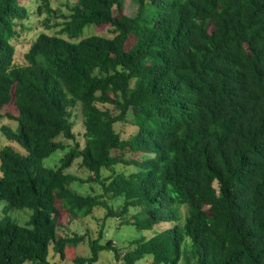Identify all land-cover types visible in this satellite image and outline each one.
<instances>
[{
    "label": "trees",
    "instance_id": "trees-1",
    "mask_svg": "<svg viewBox=\"0 0 264 264\" xmlns=\"http://www.w3.org/2000/svg\"><path fill=\"white\" fill-rule=\"evenodd\" d=\"M135 2V16L124 0H76L66 15L42 0L36 15L60 30L38 34L21 60L15 43L31 9L0 0V131L10 143L0 150V202L33 212L21 226L3 210L0 264H51V249L65 259L87 242L89 257L74 264H98L105 252L115 264H264V0ZM88 26L113 37L82 38ZM119 124L135 133L124 139ZM61 138L75 145L56 168L41 165L65 151ZM77 160L87 179L68 173ZM117 199L115 210L108 200ZM98 208L96 238L59 236ZM109 219L154 234L121 253L105 240Z\"/></svg>",
    "mask_w": 264,
    "mask_h": 264
},
{
    "label": "rangeland",
    "instance_id": "rangeland-1",
    "mask_svg": "<svg viewBox=\"0 0 264 264\" xmlns=\"http://www.w3.org/2000/svg\"><path fill=\"white\" fill-rule=\"evenodd\" d=\"M42 2V0H23V3L26 4L28 8H30V16L29 19L26 20L24 23V30H23V36L22 40L16 42V50H17V58L23 60L24 54L29 50L30 45L34 42L38 34L41 32H47L49 34H58V31L60 30V27H53L52 29H47L45 24L46 14L42 16H38L35 13L36 7ZM76 0H50V4L54 10L58 12V14H69L71 13L69 11V7L72 8L75 4ZM69 6V7H68ZM138 11V5L136 4L135 0H124V13L128 16H135ZM56 23L63 22V19L58 17V19H54L51 22V25ZM102 35L106 37H113V33L110 31L109 27L102 26L100 28H96L95 26H88L84 29L82 38H87L89 36L93 35ZM65 37V36H64ZM6 111L11 112L14 114L16 112V109L13 104H10L6 107ZM72 122L74 123V130L77 135V141L83 145L85 142L84 139V124H83V117L81 114V108L80 106H77L73 110V115L71 118ZM6 125L15 128L16 123L10 120L5 119L3 121ZM117 131L121 134V136L124 139H128L133 133H135V129L127 124H119L117 125ZM66 146L65 151H57L53 155H51L49 158L42 161L41 165L49 168H56L59 166L60 160L66 155V152L75 145L74 141L66 140L64 138L60 139ZM10 145L6 137L1 133L0 131V150ZM14 149L22 154H26L24 149L20 148L19 146L12 144ZM118 170H124V168L120 167ZM68 173H71L79 178L87 179L90 173L82 168L80 166V160H77L74 165L68 170ZM108 174V173H107ZM91 186L88 184H74L73 188L82 193H91V192H102L101 188L98 187L95 184H92ZM108 202L112 205V207L115 210H118V208L122 205L121 200H114ZM7 209V216L18 225L26 226L29 222L33 212L29 208L24 209H17L14 207H10L7 202L1 201L0 202V221L5 216V213H3V210ZM184 210V209H183ZM131 214H135L136 210H131ZM106 214V210L102 208H98L95 210L93 217H89L86 219H80L75 220L72 222L69 227L62 226L61 231H59V236H67L72 235L74 233H81L85 234L86 231L91 232L93 237H97V232L100 228V222L103 220L104 216ZM62 223H66L65 218L61 219ZM120 220L117 219H109L107 221L106 225V237L105 240H111L114 242L116 247L121 251V253H125L129 249H132L133 246H131V242L134 241L139 235H144L147 238H151L154 234V232H142L139 233L136 229H134L132 226H122L119 224ZM170 225L168 224H162L160 226H157L156 231H162L166 228H169ZM74 251H70L67 253L65 259H60L58 256L54 255V252L52 249L50 250L49 255V262L51 264H74V258L75 257H89L90 251H89V243H83L77 246ZM117 261L114 256V252H105L102 253L101 259L98 264H115ZM151 262L150 259H145L140 264H149Z\"/></svg>",
    "mask_w": 264,
    "mask_h": 264
}]
</instances>
